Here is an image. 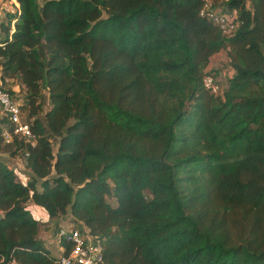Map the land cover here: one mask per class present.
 <instances>
[{
    "label": "trees",
    "instance_id": "trees-1",
    "mask_svg": "<svg viewBox=\"0 0 264 264\" xmlns=\"http://www.w3.org/2000/svg\"><path fill=\"white\" fill-rule=\"evenodd\" d=\"M16 1L0 80L23 87L34 143L5 142L2 113L30 179L0 159V264H53L28 201L85 226L104 264H264V0L218 3L230 35L202 0Z\"/></svg>",
    "mask_w": 264,
    "mask_h": 264
},
{
    "label": "built area",
    "instance_id": "built-area-1",
    "mask_svg": "<svg viewBox=\"0 0 264 264\" xmlns=\"http://www.w3.org/2000/svg\"><path fill=\"white\" fill-rule=\"evenodd\" d=\"M223 0H202L199 11L201 17L210 20L215 24L223 35L232 34L238 22L235 20L234 13L224 11L220 3ZM17 4V3H16ZM18 11V6L16 7ZM204 86L213 94L222 93V85L217 78L212 75H206L203 79ZM0 108L10 121L12 131L3 130L2 136L5 142L12 140L13 136H17L33 145L34 136L31 132L28 122L22 120V111L19 100L15 99L7 90L4 89L0 80ZM27 153L23 155L25 161ZM58 239L65 238L70 243V249L67 253H58L53 258V264H104L99 241L93 240L89 230L82 226L80 229L71 225L68 229L64 226L59 227L57 232ZM63 250V247L59 248ZM12 264V263H11Z\"/></svg>",
    "mask_w": 264,
    "mask_h": 264
},
{
    "label": "rangeland",
    "instance_id": "rangeland-1",
    "mask_svg": "<svg viewBox=\"0 0 264 264\" xmlns=\"http://www.w3.org/2000/svg\"><path fill=\"white\" fill-rule=\"evenodd\" d=\"M17 3V4H16ZM19 7V4L16 0H0V25L1 23H6L8 14L16 13L17 8ZM1 35V30H0ZM208 70H217V80L221 85H224L225 81L229 77V75L232 73L230 70L228 64H227V57L225 51H220L218 54L213 55L209 66L207 68ZM9 90L13 91V96L17 100L22 101V96L24 94L23 87L18 83L17 80L14 81H8L7 86ZM46 96V95H45ZM44 105L43 109L48 110L50 108V103L47 99V96L44 98ZM43 113L38 114L39 117L42 116ZM0 116H2V110L0 108ZM29 115L28 110L22 111V120L28 121ZM53 150H56V144L53 142ZM0 159L7 162L11 168H14L17 172L18 178L26 182L30 179V175L28 174V171L25 167V161L23 160V157L19 156L17 154L15 157L11 156L8 152H2L0 151ZM15 159V160H13ZM108 202L111 205L115 204V199L109 195L107 197ZM29 206V210L31 211V214L38 219L39 221V233L38 237L42 242L44 243L45 247L50 251L51 257L55 258L58 253L60 254L61 250L59 249V239L57 236V231L59 227L64 226L66 229H68L71 225H78L79 222H73L68 217V214H65L64 216H60L56 219H48V216L46 212L42 209V207L38 205H34L32 201L27 202ZM30 204V205H29ZM62 224V225H61Z\"/></svg>",
    "mask_w": 264,
    "mask_h": 264
},
{
    "label": "crops",
    "instance_id": "crops-1",
    "mask_svg": "<svg viewBox=\"0 0 264 264\" xmlns=\"http://www.w3.org/2000/svg\"><path fill=\"white\" fill-rule=\"evenodd\" d=\"M216 54H218V53H216ZM232 74V73H231ZM230 74V75H231ZM229 75V76H230ZM225 86H226V81H225V83H224V85H222V90H224V88H225ZM13 160H15V159H13ZM24 160V159H23ZM7 163V162H6ZM8 164V163H7ZM9 165V164H8ZM10 167V166H9ZM28 171V170H27ZM30 205V204H29ZM35 205V204H34ZM27 206H28V204H27ZM28 208H29V206H28ZM69 218H70V216H68ZM49 219V218H48ZM62 225V224H61Z\"/></svg>",
    "mask_w": 264,
    "mask_h": 264
},
{
    "label": "water",
    "instance_id": "water-1",
    "mask_svg": "<svg viewBox=\"0 0 264 264\" xmlns=\"http://www.w3.org/2000/svg\"><path fill=\"white\" fill-rule=\"evenodd\" d=\"M2 218V213H0V219Z\"/></svg>",
    "mask_w": 264,
    "mask_h": 264
}]
</instances>
